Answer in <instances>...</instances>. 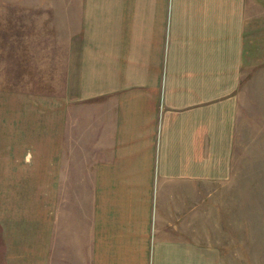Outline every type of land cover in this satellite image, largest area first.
<instances>
[{"label": "crops", "instance_id": "0c3cea01", "mask_svg": "<svg viewBox=\"0 0 264 264\" xmlns=\"http://www.w3.org/2000/svg\"><path fill=\"white\" fill-rule=\"evenodd\" d=\"M80 5L63 96L0 121V264H225L215 193L264 0Z\"/></svg>", "mask_w": 264, "mask_h": 264}, {"label": "rangeland", "instance_id": "374dc122", "mask_svg": "<svg viewBox=\"0 0 264 264\" xmlns=\"http://www.w3.org/2000/svg\"><path fill=\"white\" fill-rule=\"evenodd\" d=\"M80 4L0 0V121L16 112L18 95L26 103L34 94L63 96L66 39L79 28ZM259 43L250 49L243 79L232 174L215 193L216 240L225 264H264V39ZM57 192L63 197L72 191ZM75 249L54 254L53 264H80Z\"/></svg>", "mask_w": 264, "mask_h": 264}]
</instances>
